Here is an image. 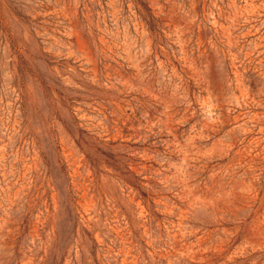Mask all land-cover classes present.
<instances>
[{"label": "rangeland", "instance_id": "rangeland-1", "mask_svg": "<svg viewBox=\"0 0 264 264\" xmlns=\"http://www.w3.org/2000/svg\"><path fill=\"white\" fill-rule=\"evenodd\" d=\"M0 264H264V0H0Z\"/></svg>", "mask_w": 264, "mask_h": 264}]
</instances>
